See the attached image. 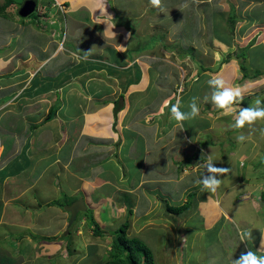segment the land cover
Wrapping results in <instances>:
<instances>
[{
    "label": "crops",
    "instance_id": "crops-1",
    "mask_svg": "<svg viewBox=\"0 0 264 264\" xmlns=\"http://www.w3.org/2000/svg\"><path fill=\"white\" fill-rule=\"evenodd\" d=\"M56 2L63 6L62 9ZM188 3L195 4V0L183 4ZM233 3L234 0H206L205 6L219 11L223 5L231 9ZM162 5L164 9L163 0ZM12 11V8L8 9L9 36L0 30V76L7 70L0 82V91L3 90L0 92V227L5 228L6 234L24 221L26 227H32L31 213L39 218L46 213L58 220L48 239L42 237L34 242L28 235L21 234L20 239L13 240L15 247L10 246L8 251L0 249V264H3L5 253L16 255L17 261L14 260L13 264L21 263L24 261L22 253L26 251L27 255L29 245L35 247L36 243L35 257L50 259L58 255L65 259L64 242L59 236L69 217L65 205L82 198L92 209L94 218L96 213L100 215L106 210L108 219L103 220L118 221L120 219L112 218L108 210L117 206L116 215H119L132 207L136 213L139 202H142L143 188L161 191L164 180L171 186L164 188L163 194L176 205L184 204L191 195L184 216L190 217L191 211L200 204L204 211L201 212L203 230H214L212 233L215 234L208 243L219 246L218 254L227 261L239 258L241 252L249 248L261 249L264 227L255 231V227L245 226L240 217L238 221L232 215L227 216L231 213L221 204V194L226 187L221 188V194L218 190L208 194L202 185L196 183L205 174V168L181 172L196 163L198 153L195 151L199 152L201 146L190 142L195 140L191 136L187 140L186 131L192 133L195 125L193 130L183 128V137L173 131L172 128L179 124L172 118L168 103L172 101L171 94L178 84L182 86V93H186L189 85L182 84L175 76L176 82L173 79L167 81H174L176 86L162 94L163 99L159 96L151 98L153 106L144 101L146 97L143 95L152 82L147 76H157L158 67L163 64L161 60L170 56L166 55L169 48L164 43L170 41L163 40L165 30L168 29V33L171 26L165 24L162 34L153 40L140 35L144 30H158L160 25L163 28L162 18L158 17L163 11L154 8L149 0H52L47 12L58 23L55 33L38 27V22L34 26L29 19L16 18ZM167 17L171 18V15ZM87 20L91 23L89 29L93 28L95 33L78 34L82 33L80 31ZM112 32L116 35L113 36ZM75 34L82 40L76 41ZM61 36L64 40L58 45ZM83 41H94L97 48ZM157 43L162 45L163 51L156 56L150 55L153 52L148 50ZM3 46L9 48L2 50ZM32 64L38 67L35 73L31 71ZM148 67L151 69L149 73ZM120 95L123 107L119 111L126 108V112L117 123V118L113 117V100ZM177 97L176 94L172 105L177 102ZM103 99L109 101L102 104ZM53 107H56L54 115L46 118ZM75 108H78L77 113ZM166 121L168 133L164 134L159 124L164 127ZM71 123H74L72 127ZM191 154L195 155V160H188ZM204 159L198 161L205 163ZM126 160L135 165L136 174L128 185L124 184L125 173L122 171ZM181 160L184 163H179ZM95 167L100 169L94 172ZM149 167H154V172H148ZM166 167L173 168L168 172L171 175L167 174L168 168L165 171ZM183 179L185 181L181 183ZM254 197L252 193L245 202L237 198L232 201L249 206L248 201ZM157 199L159 197L155 196L152 200ZM209 203L212 206L207 208ZM151 205L146 204L143 213L149 211ZM127 212L129 219L131 213ZM20 214L28 218L20 217ZM208 218L212 221L208 222ZM207 223L212 229L206 228ZM240 231H251L252 239L241 242ZM23 236L27 240L24 248L21 244ZM194 244L201 253L208 254L203 243ZM205 258L208 255H203L202 260Z\"/></svg>",
    "mask_w": 264,
    "mask_h": 264
},
{
    "label": "rangeland",
    "instance_id": "rangeland-1",
    "mask_svg": "<svg viewBox=\"0 0 264 264\" xmlns=\"http://www.w3.org/2000/svg\"><path fill=\"white\" fill-rule=\"evenodd\" d=\"M51 1L37 0L35 11L27 17L22 18L18 15V9L23 0H14L12 13L13 15L15 14L16 18L29 19L30 22L35 23L34 26L38 22V27H45L55 33L58 29V25H56L58 23L47 12V9L51 7ZM186 1L163 0V12L158 15V17L162 18L161 23H164L162 25L163 28L160 25L158 30H144L141 32L142 35L140 36L153 40L154 37L162 34L165 24H170L171 26L168 33H166L168 29L165 30L163 40L170 41V43L164 42L169 48V53H166V55L170 56L165 61L160 59L163 64H160V67L157 66L159 68L157 72L159 76H147V79H152V82L148 92L143 95V97H146L144 101L153 106L151 98L154 97L156 99L159 96L160 99H163L162 94L172 88L174 89L176 86L174 83L175 76H177L179 82L182 81L186 86L189 85L186 93H178L177 101L181 102L182 111H188L187 105L191 98H200V115L195 119L183 122V128L193 130V126H196L192 133L186 131V135H188L187 140H189V136L193 137L195 140H190V142L198 143L201 148L199 152L195 151V153H198L196 155V157L198 156L196 163H191L189 167L183 169L181 172L190 171L189 169L191 168H204L203 165L205 163L198 161L199 157L205 158L204 162H206L207 155L210 154L217 167L230 168L231 171L222 177L223 183L218 189L219 194L223 192L221 194V204L226 206L230 211L231 214H227L228 217L232 215L238 221H240L238 219L240 217L245 226L255 227L256 231L264 227V121H258L250 127L246 125L243 129H233L231 125L235 122L234 115H226L210 102H204L203 97L210 95L211 89L207 82L215 76L223 78L228 86L241 88L244 93L243 102L234 105V113L238 112L240 107L253 105L257 98L264 101V0H234L233 9L223 5L219 11H215L213 7L208 9L205 6L206 0H195V4H183ZM123 5L125 4L123 3ZM40 9L42 12H39ZM150 10L152 11L153 9L151 8ZM231 12L237 16L232 32L229 31L228 23H226V17ZM57 14L60 19L59 11H57ZM9 15L10 13H7L6 10L5 14H0V30L6 35H8L7 28L10 26V20L8 21ZM168 15H171V18H168ZM147 17L150 18V16ZM90 24L89 20H87L86 26L80 31L82 33L78 34L91 35L90 32L95 33L93 28L89 29L88 26ZM127 24L129 25V23ZM78 34L74 35L76 41L82 40ZM167 34L168 37H166ZM3 38L6 37L4 36ZM62 38L63 36H61V40ZM61 40L58 42V45L61 43ZM83 42L93 48H97V43L94 41H91V43ZM244 46L247 47L244 51V62L247 65L250 77L242 76L239 67L240 59L234 57L235 53ZM5 47L9 48L8 46ZM5 47L3 46L2 50ZM162 49V45L157 43L155 46H151L148 51L153 52L150 55L156 56L157 53L163 51ZM225 58H227L226 61H224ZM37 68L32 64V73L33 71L35 73ZM255 68L261 69L262 72L252 77L251 74ZM147 70L148 73L151 71L149 67ZM6 71H3L4 73L0 77H3ZM104 77L106 76L104 75ZM133 78L135 77L133 76ZM168 79H173L174 81L170 83L167 81ZM143 85H146V82ZM171 95L176 98L174 92ZM118 100L121 102L122 98L119 97ZM168 104L171 109L172 102ZM74 110L75 113L78 112V108ZM125 112L126 108L118 111L115 122L119 123ZM166 122L163 123L164 127H162L161 123L159 124V129L164 134L168 133V122ZM73 124H70L71 127ZM205 125L206 128L204 129L203 126ZM183 128L178 125L172 129L183 137ZM200 128L202 129L198 131ZM241 133L248 137V139L243 143H238L236 137ZM205 142L211 143L207 144ZM136 147H139L138 144ZM193 154L188 157V160H195V155ZM124 163L126 167L123 170L121 168V170L125 173L126 182L124 184L128 185L136 177V174H134L135 165L127 160ZM179 163H184V161L181 160ZM153 168L149 167L148 172H154ZM167 168L169 171H167ZM97 169H100V167H95L94 172ZM111 170L114 174L117 173L115 169ZM165 171L171 175L172 173L168 172H172L173 168L166 167ZM184 181V179L181 180V183ZM161 185V191L158 188L151 190V187L148 189L146 187L143 188L144 193L142 192V194L144 196L146 193V196H141L140 200L142 202H139L136 213L132 207L127 208L125 213L123 212L124 214L119 215H116L117 209H119L117 206L108 210L112 218L116 217V219H120L118 221L103 220V218H107L105 214L106 210L100 213V215L96 213V218H94L92 209L87 205V209L79 211L70 225H68L69 217L67 218L66 227L63 228L59 235L64 242L65 259L63 256L58 255L50 259L44 256L35 257L34 252L38 250L36 249L38 243H36L35 247L29 245L28 252H30L27 255L26 251L22 253L24 261L19 264H102L111 258L110 242L112 235L110 233H114L118 229L117 227L122 222L123 217L128 220V235H139L144 238L153 254L154 264H199V261H202L201 264H231V261H227L223 256L218 254L219 246L208 243L209 240L214 238L213 235L215 234L212 233L214 230L209 231L211 233L203 230V226L205 225H203L204 219L201 220L203 216L201 212L204 211L200 209V204L197 205L196 209L191 211L193 214L190 217L184 216L185 210H182L180 214H175L169 211L165 204L176 205V202L171 201L163 194L164 188L167 189L171 184L164 180ZM223 187H226V189L221 192V188ZM244 191L245 193H243ZM150 193L153 195H150ZM207 193L209 194L210 192L207 191ZM241 193L243 194L240 195ZM252 193L255 194V197L252 201H248L249 206L245 205V203L240 204L237 201L233 203L232 201L235 198L243 201L249 200ZM155 196L159 197V199L152 200L155 199ZM148 203L152 204L151 208L149 211L147 210L143 213V209ZM251 205H254L253 208L250 207ZM211 206L209 203L207 208ZM201 207L203 210L205 209L204 206L201 205ZM127 211L131 213L130 220L127 218L129 216L127 215L129 214ZM43 214L45 215H40V218L33 213L29 214L30 220H32L30 222L32 223V227H26L25 224L27 222L24 221L20 223L19 227H14L13 231L9 230L8 234H6L4 227H0V249L8 251L7 249H10V246L14 245L15 247L13 240L20 239L21 237L19 236L21 234L24 236L28 235V238L34 242H38L42 237L48 239V234L53 233L56 229V220L58 219H53L52 217L54 216L46 215V213ZM133 214L136 217L131 218ZM83 215H85V218H82ZM20 217L28 218L27 215L22 214H20ZM92 218L96 219L95 221L99 225L100 230L104 231L105 234L103 236H95L92 233ZM207 220H209L208 222L212 221L210 218ZM239 225L242 224L239 223ZM208 227L210 226L207 223L206 228ZM24 236L21 241L23 248L24 242L27 241L24 239ZM195 242L203 243L208 254H205L203 251L201 253V249L195 246ZM203 255H208V258L202 260ZM3 258V264H8L9 262L13 264L14 260L17 261L16 255L12 253H5Z\"/></svg>",
    "mask_w": 264,
    "mask_h": 264
},
{
    "label": "clouds",
    "instance_id": "clouds-1",
    "mask_svg": "<svg viewBox=\"0 0 264 264\" xmlns=\"http://www.w3.org/2000/svg\"><path fill=\"white\" fill-rule=\"evenodd\" d=\"M149 2L154 8L163 11L162 0H149ZM57 3L58 2L55 4L62 9L63 6ZM36 7L37 0L35 9ZM112 35L115 36L116 34L112 32ZM63 40L64 36L60 44L63 43ZM85 53L87 54L88 52ZM207 83L211 91L210 95L203 97V101L210 102L217 109L222 110L226 115H234L235 122L231 125L233 129H243L246 125L250 127L258 121H264V101L257 98L253 105L240 107L239 111L234 113V105L238 103L241 104L243 102L244 93L241 88L228 86L227 82L223 78L215 76L210 78ZM181 107V102L179 100L175 104L171 105V116L180 125V127L183 128V122L195 119L200 115V98H191L189 104L187 105L189 109L188 111H182ZM246 139H248V137H246L243 133L236 137L238 143H243ZM203 167L206 169V172L196 181V183L202 185L203 190L216 193L223 183L222 177L227 175L231 169L227 167H217L211 154L207 155L206 162ZM239 239L241 242H247L252 239L251 231H240ZM231 264H264V238L261 240L260 250L254 251L249 248L248 250L241 252L239 258H232Z\"/></svg>",
    "mask_w": 264,
    "mask_h": 264
},
{
    "label": "trees",
    "instance_id": "trees-1",
    "mask_svg": "<svg viewBox=\"0 0 264 264\" xmlns=\"http://www.w3.org/2000/svg\"><path fill=\"white\" fill-rule=\"evenodd\" d=\"M13 4H14V0H2V2L0 3V14L3 15L5 14V10L6 12H8V9L9 10H11V8L13 9L14 8ZM232 7L233 6H231V9H233ZM228 14L229 15L227 16L226 23H228L229 31L232 32L234 28L235 20H237V16L232 12ZM245 48L247 47L244 46L242 47V49L237 51L234 57L237 59H240L239 67L241 69L242 76L250 77L247 71L248 69L247 65L244 62ZM226 60L227 58L224 59V61ZM261 72H262L261 69L255 68L251 76L255 77ZM3 79L4 78L0 77V82H2ZM179 85L181 86V84H178L176 87H178ZM174 90H175L174 91L175 96L176 94L178 95V93H181L183 91L182 90L180 92H177V89H174ZM2 91L3 90H1L0 92ZM27 93H30V92H27ZM119 97H122V95H120ZM119 97L113 100V117L114 118H116L117 112L123 107L122 102L118 100ZM171 99H172L171 102H173L175 100V97H172ZM108 101L109 100L107 99H103L101 103L104 104ZM55 110H56V107L50 108L49 113L46 116V118H50L51 116H53L55 113ZM199 160H201L200 157H199ZM190 196L191 195H189V199H190ZM188 204H189V200H187L184 204H181V205L165 204V206L169 211L174 212V213H179L182 210H184L186 207H188ZM91 225L93 229L92 233L95 236L100 237L105 234L102 230H100L99 225L96 223V221L93 218L91 219ZM117 228L118 229L114 231V233L112 232L110 233V235H112V239L110 242L111 243L110 244L111 258H109L102 264H154L153 254L151 250L149 249V247L147 246L144 239H141L138 236L128 235L127 233L128 220L126 218L120 223V225Z\"/></svg>",
    "mask_w": 264,
    "mask_h": 264
},
{
    "label": "water",
    "instance_id": "water-1",
    "mask_svg": "<svg viewBox=\"0 0 264 264\" xmlns=\"http://www.w3.org/2000/svg\"><path fill=\"white\" fill-rule=\"evenodd\" d=\"M36 0H24L18 9V14L22 17L28 16L35 9ZM64 209L69 213L68 225L72 223L76 214L79 211L87 209L86 204L82 198H77L64 206Z\"/></svg>",
    "mask_w": 264,
    "mask_h": 264
},
{
    "label": "built area",
    "instance_id": "built-area-1",
    "mask_svg": "<svg viewBox=\"0 0 264 264\" xmlns=\"http://www.w3.org/2000/svg\"><path fill=\"white\" fill-rule=\"evenodd\" d=\"M58 4V3H57ZM182 90V87L179 85L178 87H177V92H180Z\"/></svg>",
    "mask_w": 264,
    "mask_h": 264
},
{
    "label": "bare ground",
    "instance_id": "bare-ground-1",
    "mask_svg": "<svg viewBox=\"0 0 264 264\" xmlns=\"http://www.w3.org/2000/svg\"><path fill=\"white\" fill-rule=\"evenodd\" d=\"M120 256V255H119Z\"/></svg>",
    "mask_w": 264,
    "mask_h": 264
}]
</instances>
